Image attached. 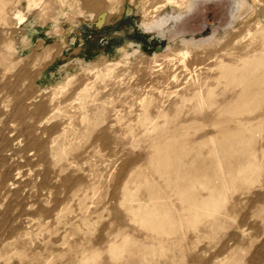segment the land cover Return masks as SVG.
Returning <instances> with one entry per match:
<instances>
[{
    "label": "rangeland",
    "instance_id": "374dc122",
    "mask_svg": "<svg viewBox=\"0 0 264 264\" xmlns=\"http://www.w3.org/2000/svg\"><path fill=\"white\" fill-rule=\"evenodd\" d=\"M240 4L0 0V264H264V0Z\"/></svg>",
    "mask_w": 264,
    "mask_h": 264
},
{
    "label": "bare ground",
    "instance_id": "6f19581e",
    "mask_svg": "<svg viewBox=\"0 0 264 264\" xmlns=\"http://www.w3.org/2000/svg\"><path fill=\"white\" fill-rule=\"evenodd\" d=\"M245 4H246V2H244ZM241 4H242V0H241ZM240 4V5H241ZM244 4V5H245ZM243 5V4H242ZM241 5V6H242ZM245 7V6H244ZM243 9V8H242ZM71 11H72V13H71V17H70V19L71 20H73V19H77L79 22H89L88 20H90V19H85V17H84V14H85V12L78 6V4L77 3H75L74 4V6L71 8ZM244 11V10H243ZM87 14H89V13H87ZM87 18V17H86ZM101 18H103V17H101ZM70 21V20H69ZM73 25V24H72ZM72 27H75V26H71V28ZM71 30V29H70ZM126 42H128V41H126ZM126 42L124 43L123 42V44H121V47H119V48H117L116 49V52L118 53V55H117V59L115 60V61H119V60H121V59H123L125 56H126V54H127V51H126V49H127V44H126ZM165 47H166V45H165ZM164 47V48H165ZM176 55H180V56H183V57H185L186 55H187V53H184V52H179L178 54H174V55H171V56H164L165 57V59L167 58L168 60H171L172 59V57L173 56H176ZM164 57H163V59H164ZM185 59V58H184ZM170 63V62H169ZM104 66H108L109 64H111V62H110V60H106L104 63ZM85 65V64H84ZM79 66V65H78ZM99 67V65H97V64H94V65H92V66H87L86 68H84V70H90V71H92V70H95V69H97ZM185 68H186V66H184ZM187 69V68H186ZM73 77H67V78H65V81H63V83H67L69 80H71ZM198 96L199 97H202V94L199 92L198 93Z\"/></svg>",
    "mask_w": 264,
    "mask_h": 264
},
{
    "label": "water",
    "instance_id": "95a60500",
    "mask_svg": "<svg viewBox=\"0 0 264 264\" xmlns=\"http://www.w3.org/2000/svg\"><path fill=\"white\" fill-rule=\"evenodd\" d=\"M129 16H130V11L128 10V11H126V13H125L123 19H122L120 22H118L117 25H119L120 23H122V22L128 20ZM117 25H116V26H117ZM126 38H132V37H131L130 35H126V36H124V37L121 39L119 45L116 46V49L119 48V47H121L122 40H123V39H126ZM135 38H137L141 43L147 45V43H146V41H145L144 38H142V37H135ZM165 45H166V41H165L164 39H162V40L160 41V43H159V46L155 49L156 52H160L162 49H164Z\"/></svg>",
    "mask_w": 264,
    "mask_h": 264
},
{
    "label": "crops",
    "instance_id": "0c3cea01",
    "mask_svg": "<svg viewBox=\"0 0 264 264\" xmlns=\"http://www.w3.org/2000/svg\"><path fill=\"white\" fill-rule=\"evenodd\" d=\"M40 42H41V45H40L39 47H42V46L44 45V41H43L42 39H38V40L36 41V45H35L36 48H39V47H37V45H38Z\"/></svg>",
    "mask_w": 264,
    "mask_h": 264
}]
</instances>
